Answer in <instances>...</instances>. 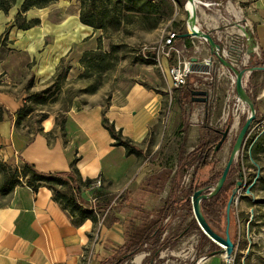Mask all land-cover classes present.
I'll list each match as a JSON object with an SVG mask.
<instances>
[{
	"label": "crops",
	"instance_id": "crops-1",
	"mask_svg": "<svg viewBox=\"0 0 264 264\" xmlns=\"http://www.w3.org/2000/svg\"><path fill=\"white\" fill-rule=\"evenodd\" d=\"M58 1L64 3L55 2L26 12L28 20H39L35 26L24 30L15 25V20L12 25L11 33L15 36L10 37L9 50L3 61L10 76L20 82L28 64L36 59V66L32 68L35 79L32 89L47 87V82L56 76L61 62L73 49L81 46L78 50L80 60L85 51L91 50L85 44L102 34L81 22L79 0ZM198 1V27L210 32L223 45L228 59V53L234 54L241 46L244 49L240 62L245 64L250 59L248 37L238 24L244 25L254 37L256 58L261 54L264 59V0ZM23 2L16 0L10 9L13 16ZM73 4V12H64L65 16L59 15L54 21L47 15L51 8L68 10ZM44 9H48L44 15L34 14L35 10ZM178 14L175 57L181 60L185 55L200 60L211 58L205 39L181 36L189 31L188 14L185 9ZM212 59L218 75L229 71L217 57ZM161 65L162 72L169 77L167 88L160 90L155 83L135 82L126 91L113 92L108 99L101 95L74 97L61 116L48 113L43 117L35 132L29 131L24 123L34 110L21 118L17 113L27 101L9 90L0 93V103L6 109L0 122V159L13 168L28 162L45 173L69 172L74 167L81 185L88 179L101 177L104 186L98 193V203L104 212L109 205L104 200L110 194L123 192L147 179L150 170L145 162L150 157L147 148L152 144L156 151L165 133H171L173 126L170 124L163 129L164 115L166 113L169 123L173 124L178 113L166 112L168 96L177 93L179 103L184 91L183 87H172L170 58L163 57ZM200 73L195 75L206 77ZM252 75V72L244 75V86ZM104 116L122 131L125 138L132 140L141 150L140 155L129 154L125 146L116 144L103 125ZM81 197L88 202L84 186ZM122 217L120 212H115V216L106 217L102 223L99 216L96 223L89 218L76 223L75 217L55 198L49 186L43 185L35 191L26 183L17 185L9 195L0 197V264H105L125 243ZM115 218L118 221L114 222Z\"/></svg>",
	"mask_w": 264,
	"mask_h": 264
},
{
	"label": "rangeland",
	"instance_id": "rangeland-1",
	"mask_svg": "<svg viewBox=\"0 0 264 264\" xmlns=\"http://www.w3.org/2000/svg\"><path fill=\"white\" fill-rule=\"evenodd\" d=\"M57 2L58 4L64 3ZM116 3L123 5L125 12L122 14L129 17L128 22H124L119 29H115V25L110 24L107 29L102 31L100 38H93L85 44L92 51L107 52L109 57L103 59L101 56L91 55L86 62L88 66L84 67L78 60L80 55L78 50L81 49V46L75 48L62 62L60 69L63 73L60 76L56 74L52 80L47 82L49 84L47 87L39 90L31 88L35 82L32 68L36 66V59L28 64V70L20 82L13 75L10 76L8 67L4 64L3 59H5L9 50L8 46L11 43L10 37L15 36L14 33H11V29L16 16L12 15L13 10L5 14L2 13V25L0 21V93L9 90L27 101L26 107L34 110L32 115L24 121L29 131L35 132L38 129L39 121L48 113H56L61 116L74 97L101 95L108 99L113 92L126 91L135 82H142L145 85L155 83L160 90L168 87L167 73L165 75L162 72L158 62L150 60L154 57V52L145 47L151 48L157 45L168 31L177 32L179 21L176 20V23H173L159 19L155 28H145L147 21L138 19L135 12L125 8L126 5H132V2L122 0L120 3L116 0ZM183 9L185 6L177 7L176 19H179L178 13ZM74 10L75 4L69 6L68 10L67 8H51L50 12L48 9L35 10L34 14L41 16L48 11L47 15L50 20L54 21L59 15L65 16L64 12L71 13ZM176 46L177 44H175ZM241 49L243 50L244 47L241 46ZM175 56L176 52L172 51L169 58L173 65L181 61ZM149 57L151 58L148 59ZM188 57L189 55H185L182 60ZM257 61L264 62L261 54L254 60L253 65L264 66V63L256 64ZM248 63L249 60L245 64L238 63L237 67L243 68V66H248ZM105 66L107 69L104 70ZM215 66L214 63L212 74L208 77L203 78L194 74L189 78L190 88L193 89L197 83L198 89L209 91V101L194 102L186 98L185 104L181 108L177 93L168 96L166 112H171L172 115H175L176 112L178 114L172 124L169 123L170 120L168 121L165 113L162 126L163 129L169 124L173 126L171 133L164 132L163 142L156 151L153 150L152 146L154 145L152 144L147 148V155H150L145 160L150 169L147 179L139 185H131L123 192L110 194L107 197V199H111L108 205L111 206V209L107 218L111 219L115 216V212L122 214L121 222L125 239L128 232L155 217L152 212L164 205L171 191L181 150L184 149V153L187 155L200 145L203 138H209L213 129L225 130L230 124L231 130L228 138L216 155L218 163L214 172L211 173L210 169L213 164H210L198 171L197 178L198 181L207 180L213 174L223 171L237 135L250 114V109L237 96L233 82V79L236 78L235 74L229 69L226 74L218 75ZM258 71L248 77L245 88L255 103L259 117H256L252 122L243 147L235 157L232 172L229 173L231 182L237 181V185H232L233 187L230 188L236 191L230 210V232L237 242L232 257L229 260L221 247L212 246L209 241L207 243L205 241L206 245L201 248L200 244L203 239L201 232L191 223L195 217L194 211L192 215H189L187 209H182L177 212L176 217L172 218L164 237L174 233L179 226L182 230L188 226L189 230L177 244L172 247L169 245L164 247L153 259V264H264V70ZM247 73L251 74V72ZM49 88L50 91L44 92ZM220 136L222 137L221 134ZM196 165L197 162L189 167L187 174L184 173L186 174L183 177L184 186L188 185L191 177L194 176ZM168 173L170 174L169 180L164 187L159 188L162 185L163 177ZM238 182H241V185H238ZM230 197L229 194L227 202ZM225 220L226 210L223 216V231L227 226ZM155 248L153 245L145 246L143 251L123 264H151V251ZM137 256H141L139 263L136 261Z\"/></svg>",
	"mask_w": 264,
	"mask_h": 264
},
{
	"label": "trees",
	"instance_id": "trees-1",
	"mask_svg": "<svg viewBox=\"0 0 264 264\" xmlns=\"http://www.w3.org/2000/svg\"><path fill=\"white\" fill-rule=\"evenodd\" d=\"M58 0H24L21 5L20 10L15 17V25L21 29H29L39 23L38 19L28 20L26 12L32 8H43L50 4L57 2ZM80 1V20L83 24L89 25L96 30L103 31L107 29L110 24H114L115 29L122 27L124 22H128L129 17L126 14H122L124 11L123 5L116 3V0H79ZM117 2H122V0H117ZM132 2V5H126L127 10L135 12V16L138 19L147 21L145 28H155L157 20L161 19L163 21H172L176 23L175 13L177 7L183 8L187 0H128ZM16 0H0V12L7 13L15 5ZM128 16V15H127ZM178 34V29L177 32ZM101 56L103 59L109 57L107 52L92 51L88 50L83 53L80 59L81 64L84 67L90 56ZM154 58V57H153ZM150 59V58H148ZM256 55H253L249 59L248 66H254V60ZM154 60V59H150ZM262 61H257L256 64H263ZM85 64V65H84ZM58 68L57 76H60L63 72ZM104 70L107 67H103ZM258 70L252 71V74H256ZM67 73V72H66ZM191 75L189 76V78ZM189 78L187 84L183 86V95L179 98V104L183 108L186 98L192 100L191 92L192 88L189 87ZM187 88V89H186ZM51 89H46L44 92L50 91ZM31 108L22 107L17 113L19 117H25L31 112ZM4 112H6L3 104L0 103V122L4 119ZM259 113L257 111V118ZM103 125L109 130L113 138L116 140L117 145H123L126 147L129 154H141V150L134 145L132 140L125 138L122 135L121 130H117L115 124L111 123L105 116L103 118ZM230 125V124H229ZM213 129V128H212ZM221 139L220 133L217 129L211 131L210 137L207 139H202L200 145L192 149L187 155L184 153V149L181 150V154L178 155L177 169L175 171L174 178L172 180L171 191L162 207L154 210L152 213L155 217L147 220L142 225L134 227L127 234L125 243L118 249L109 261L112 264H123L126 261L131 260L135 255L144 250L145 246L153 245L156 248L151 251V264H153V259L157 257L160 251L166 247L174 246L178 243L179 239L189 230L188 226L183 230L179 226L177 230L170 234L168 237H164L172 218L177 216V212L182 209H187L188 214H193L192 209V196L195 191L201 188H205L208 191L213 188L218 179L222 175V171L213 174L209 179L198 181V171L208 167H211V173H213L214 168L218 163L216 157L217 153L214 148L218 141ZM197 162L196 170L193 173L194 176L188 185L184 186L183 177L189 171V167ZM232 169V167H231ZM230 169V171H231ZM232 172V171H231ZM186 173V174H184ZM230 173V172H229ZM78 172L76 168H72L69 172H54L45 173L37 170L34 165L23 162L21 166L13 168L6 162L0 159V197L9 195L17 185L26 183L33 190H38L39 187L46 185L49 186L54 191V196L59 200L63 206L71 212L75 217L76 223H80L85 219H92L95 223L98 220V213H102L101 207L98 202L95 207H92L89 201H84L81 197L82 186L87 187L93 180L88 179L80 184L77 178ZM170 174L168 173L163 177L162 185L159 188L164 187L165 183L169 180ZM231 174H228L226 182L220 192L213 196L212 198L203 199L201 202L203 214L213 228V230L222 236L226 235V227L223 231L222 223L224 211L227 208V196L232 195L234 190L230 188L232 185H237V181L231 182ZM160 179V177H159ZM160 183V180H159ZM102 188L98 191V193ZM231 190V191H230ZM231 193H230V192ZM97 193V194H98ZM111 199H105L104 203L108 205ZM229 201V199H228ZM105 205V206H106ZM114 222L118 221V218L113 219ZM191 223L197 230L201 232L202 242L200 244L203 248L207 241L211 243L212 246L221 247L212 241L200 228L195 217H193ZM225 225H227V220H225ZM231 219L229 223V233L232 241L237 245L236 238L232 237L230 232ZM191 229V227H190ZM179 230H181L179 232ZM178 231V233H177ZM206 241V243H205ZM222 248V247H221ZM220 250V249H219Z\"/></svg>",
	"mask_w": 264,
	"mask_h": 264
},
{
	"label": "water",
	"instance_id": "water-1",
	"mask_svg": "<svg viewBox=\"0 0 264 264\" xmlns=\"http://www.w3.org/2000/svg\"><path fill=\"white\" fill-rule=\"evenodd\" d=\"M199 1L198 0H187L185 4V10L188 14V26L189 31L187 33L182 34L181 36H194L205 39L210 47L211 55L212 57L209 60H212V58L215 56L219 59V61L228 69H230L235 74V89L238 98L245 104L249 106L250 114L248 115L246 121L242 125L237 138L235 140V143L232 147L230 156L228 158V161L226 162L224 169L222 171L221 177L218 179L216 185L211 188L210 191H208L205 188H201L195 191L194 195L192 196V206L195 218L200 226V228L203 230V232L216 244L222 247V250L226 252L227 258H231L232 254L235 250V244L231 239L230 233H229V223H230V210L231 205L233 203V200L236 195V191L234 190L226 208V220H227V226H226V235L222 236L219 233L215 232L213 228L210 226L208 221L206 220L203 211L201 202L203 199L212 198L213 196L217 195L222 187L224 186L226 179L228 177V174L230 172V169L234 163L235 157L237 154L241 151L244 141L246 139L248 130L252 124V122L257 117V109L255 106V103L250 96V94L247 92L244 83L243 78L244 75L247 72H252L254 70H264V66H245L243 68L237 67L230 59L227 58V56L223 52V48L220 42H218L215 37L207 31H204L200 29L197 25V7H198ZM238 26L245 32V34L248 37L250 47L247 50V55L249 57L255 55V48L257 46L256 41L254 37L252 36L251 32L242 24H238ZM192 70L197 72H209L210 71V65L205 61V59L200 60L198 57H192ZM192 100L194 102H207L209 101V91L204 89H193L192 92ZM231 126L229 125L225 130H217L218 133L222 135L221 139L218 141L217 145L215 146L214 150L218 152L224 143L226 142L228 135L230 133ZM238 185H241V182H238ZM249 191V190H248Z\"/></svg>",
	"mask_w": 264,
	"mask_h": 264
},
{
	"label": "built area",
	"instance_id": "built-area-1",
	"mask_svg": "<svg viewBox=\"0 0 264 264\" xmlns=\"http://www.w3.org/2000/svg\"><path fill=\"white\" fill-rule=\"evenodd\" d=\"M177 36L178 35L175 32L168 31L161 38V40L157 43V45L151 48L145 47L147 48V50H153L154 58L152 59L158 62L160 67L162 66L161 63H162L163 57L169 58L171 56L172 51L177 50L175 47V40L177 39ZM222 48H223V45H222ZM242 52L243 50L241 49V47H238V49H235L234 54L228 53L229 58L232 61V63H234L235 65H238V63H241L240 55L242 54ZM209 59L210 58H207V59L205 58V61L209 63L210 71L206 73H203V72L200 73L202 75H205L206 77L210 76L214 69V61L213 59L212 60H209ZM191 66H192L191 58H187V59L181 60L179 63H176L175 65H172L170 67L169 75L172 81L173 88H181L185 86L187 84L189 76L197 73V71L192 70ZM233 82L235 83V78L233 79ZM198 88L199 86L196 83L193 89H198ZM103 186H104V180L101 177H97L93 179V181L87 187H85V190L88 194V201L90 202L92 207H95L97 202L99 201L97 193ZM110 209H111V206H108L104 212L98 213L101 223L108 216Z\"/></svg>",
	"mask_w": 264,
	"mask_h": 264
},
{
	"label": "bare ground",
	"instance_id": "bare-ground-1",
	"mask_svg": "<svg viewBox=\"0 0 264 264\" xmlns=\"http://www.w3.org/2000/svg\"><path fill=\"white\" fill-rule=\"evenodd\" d=\"M136 261L139 263L141 261V256H137Z\"/></svg>",
	"mask_w": 264,
	"mask_h": 264
}]
</instances>
